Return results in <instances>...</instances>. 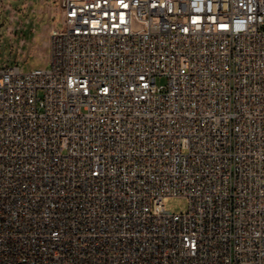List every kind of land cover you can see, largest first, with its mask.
<instances>
[{
  "label": "built area",
  "instance_id": "1",
  "mask_svg": "<svg viewBox=\"0 0 264 264\" xmlns=\"http://www.w3.org/2000/svg\"><path fill=\"white\" fill-rule=\"evenodd\" d=\"M58 1L0 66V264H264V0Z\"/></svg>",
  "mask_w": 264,
  "mask_h": 264
},
{
  "label": "rangeland",
  "instance_id": "2",
  "mask_svg": "<svg viewBox=\"0 0 264 264\" xmlns=\"http://www.w3.org/2000/svg\"><path fill=\"white\" fill-rule=\"evenodd\" d=\"M58 0H3L0 5V66L17 62L24 70L48 66L50 31L61 25ZM166 77H158L163 83ZM185 196L173 195L166 207L174 212L187 209Z\"/></svg>",
  "mask_w": 264,
  "mask_h": 264
}]
</instances>
